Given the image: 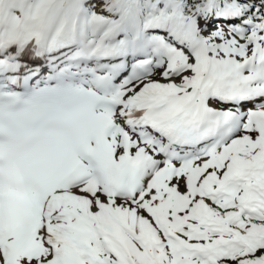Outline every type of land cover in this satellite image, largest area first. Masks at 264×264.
Returning a JSON list of instances; mask_svg holds the SVG:
<instances>
[{"label":"snow or ice","instance_id":"obj_1","mask_svg":"<svg viewBox=\"0 0 264 264\" xmlns=\"http://www.w3.org/2000/svg\"><path fill=\"white\" fill-rule=\"evenodd\" d=\"M0 264H264V0H0Z\"/></svg>","mask_w":264,"mask_h":264}]
</instances>
